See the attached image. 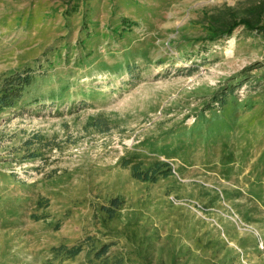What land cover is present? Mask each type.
<instances>
[{
	"label": "rangeland",
	"instance_id": "374dc122",
	"mask_svg": "<svg viewBox=\"0 0 264 264\" xmlns=\"http://www.w3.org/2000/svg\"><path fill=\"white\" fill-rule=\"evenodd\" d=\"M260 1L101 0L90 19L99 24L88 44L93 59L81 61V13L65 23L38 0H0V88L11 73L44 65L22 99L0 111V264H44L51 247L86 235L133 255L132 245L103 235L94 219L97 206L116 196L125 206L112 226L137 243L150 239L154 264H264V120L244 111L263 89L242 83L236 120L200 137L219 115L206 110L210 95L264 63V41L243 27L229 38L195 41L208 35L209 15L230 9L244 16ZM120 17L138 23L124 39L108 31ZM65 42L48 68L45 56L54 60L48 53ZM260 74L250 71L253 80ZM98 118L107 130L93 125ZM179 139L187 154L179 153ZM130 154L144 167L165 161L172 175L137 181L120 166ZM131 258L141 264L139 255Z\"/></svg>",
	"mask_w": 264,
	"mask_h": 264
},
{
	"label": "trees",
	"instance_id": "16d2710c",
	"mask_svg": "<svg viewBox=\"0 0 264 264\" xmlns=\"http://www.w3.org/2000/svg\"><path fill=\"white\" fill-rule=\"evenodd\" d=\"M39 3H46V9L55 8L56 12L62 16L63 22L67 23V18L75 15L76 17L79 14H82V23L81 34L76 39V45L80 48V53L82 58L81 61L93 59V52L91 47L88 46L89 41L97 35L98 23L90 21V19L97 16V13L100 11L101 0H38ZM92 2V3H91ZM120 3V2H119ZM124 4L125 2H121ZM97 6L96 9L94 6ZM108 5V4H107ZM113 2L111 3V6ZM115 7V6H114ZM45 9V10H46ZM47 9V10H48ZM98 9V12H97ZM93 10V11H92ZM113 14L117 12L112 8ZM74 17V19L76 18ZM99 18V17H98ZM27 22L25 26L28 30L31 26V17L28 15L26 17ZM100 20V18H99ZM206 31L208 35L205 38H199L195 41H216L223 38H229L233 31L239 27H243L247 33L252 34V36L262 39L264 41V0L249 6L245 9L244 16H238L230 9L221 10L219 13L209 15L207 17ZM138 26V23L128 19L126 17H120L117 24H109L108 31L111 36L119 39H124L126 35H129L134 28ZM35 34H37L35 32ZM69 44L65 42L61 46H55L48 54H53L54 60L45 56V63L48 68H52L54 63L57 60V56L60 54L63 48H68ZM66 58V56H65ZM67 59V58H66ZM44 65H40L37 68H26L25 70L16 71L10 75L4 77L1 82L0 88V111L9 109L17 104L27 90L35 85L36 79L41 77L44 73ZM127 72L130 75H133L135 66L127 64ZM260 70L261 74L257 77V80H253L250 76V71ZM43 72V73H42ZM138 74H134L137 77ZM248 83L249 90L252 92H258L260 89H263L264 92V63L256 61L244 70L235 78L227 80L222 87L220 86L210 95V100L206 102L205 105L208 106L209 111L216 112L219 115L211 122L212 125L207 126L209 129L208 133L200 134V137L207 138L208 135L213 133V129H220L224 124H229L236 120L232 118L231 115H234L236 112L232 105L235 102L234 95L235 91L242 85V83ZM259 101L254 103V101H248L245 104L244 111L250 113L251 111L257 113L260 112L263 114L262 117L258 118L256 122L264 120V93H257ZM256 104L255 107L247 109L249 105ZM229 107H232L228 109ZM254 106V105H253ZM256 110V111H255ZM260 110V111H259ZM243 113L245 115L246 113ZM240 114H238L239 116ZM94 126L100 128L101 130H107V125L104 120L101 118L96 119ZM105 128V129H102ZM200 132V131H199ZM217 132V131H216ZM262 136L261 133H259ZM207 136V137H206ZM221 137L218 135L212 141H217L216 138ZM197 139V138H195ZM264 140V136H262ZM180 147L179 153L187 154L189 151V146L183 140L178 141ZM264 155V152H263ZM259 157V162H262L261 172L259 178H264V156ZM35 155H31V158H34ZM257 161V162H258ZM258 162V164H260ZM120 166L122 168H128L130 170L131 177L137 181L141 182H150L156 183L159 179H165L172 175V168L169 163L165 161H160L156 159L149 166L144 167L143 161L140 160L138 155L130 154L129 156L123 157L120 159ZM46 205V204H45ZM125 206V200L121 197H113L107 199L104 204L97 206V209L94 210V219L97 221L100 226L99 230L103 231L105 236H114L123 237L125 242L132 245V248L135 249L133 255H128L127 253L119 251L116 248L117 242L113 241H104L100 240L96 236L86 235L81 240H78L72 244L60 243L51 247L50 254L51 258L47 259L44 264H57L63 263L65 261H74L80 256L83 257V260L79 264H137L136 261H133L131 256L139 255L142 258L141 264H154L152 251H149L148 245L151 244L150 239H143L136 242V236L128 232H120L112 226L118 217H120V210ZM39 219V218H38ZM130 226L127 225V228ZM55 230L59 229L57 225L54 227ZM144 248V250L142 249ZM158 264V263H156Z\"/></svg>",
	"mask_w": 264,
	"mask_h": 264
}]
</instances>
